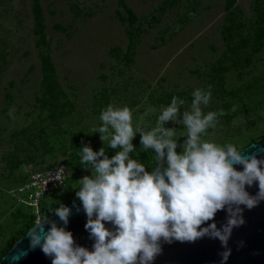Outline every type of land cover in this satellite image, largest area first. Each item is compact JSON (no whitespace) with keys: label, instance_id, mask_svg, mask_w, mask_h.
<instances>
[{"label":"rangeland","instance_id":"374dc122","mask_svg":"<svg viewBox=\"0 0 264 264\" xmlns=\"http://www.w3.org/2000/svg\"><path fill=\"white\" fill-rule=\"evenodd\" d=\"M35 2L44 44L33 32ZM225 3L0 0V254L10 238L23 235L31 212L14 196L27 167L67 163L75 197L78 180L91 175L80 164L79 149L87 144L93 151H116L92 133L108 105L128 106L133 126L140 117L154 124L173 96L185 100L183 113L194 89L211 86L210 103L202 111L224 114L206 139L241 150L264 138V36L255 38L263 0H235L229 11ZM43 55L54 66L52 95L41 85ZM165 127L184 133L182 125ZM132 144L137 150L130 157L145 166L154 163V152L141 151L138 133ZM65 197L42 204L67 205Z\"/></svg>","mask_w":264,"mask_h":264},{"label":"clouds","instance_id":"9594fccd","mask_svg":"<svg viewBox=\"0 0 264 264\" xmlns=\"http://www.w3.org/2000/svg\"><path fill=\"white\" fill-rule=\"evenodd\" d=\"M191 97L189 110L181 113L185 100L173 96L169 105L161 107L154 124L140 117L133 126L126 105L101 110V123L92 133L116 151L109 158L105 147L93 151L83 145L80 164L91 175L79 179L75 191L86 215L84 228L93 241L92 250L77 245L66 230L71 210L63 204L50 205L48 210L64 226L41 216L27 231L29 248L39 247L51 264H152L161 253V241L194 242L208 237L220 241L225 249L221 264H226L227 242L232 229L244 223L243 210L264 200V158L245 156L233 144L220 146L206 139L223 110L202 111L201 106L210 103L211 86L194 89ZM168 122L182 125L183 135H178L176 127H165ZM137 133L141 151L154 152L151 170L130 157L137 150L132 144ZM180 137L184 139L178 144ZM254 182L258 192L252 196L246 185ZM219 210L225 211L226 222L217 228L214 216Z\"/></svg>","mask_w":264,"mask_h":264},{"label":"water","instance_id":"95a60500","mask_svg":"<svg viewBox=\"0 0 264 264\" xmlns=\"http://www.w3.org/2000/svg\"><path fill=\"white\" fill-rule=\"evenodd\" d=\"M241 153L245 156L255 154L258 159L264 158V138L245 146L241 149ZM234 167L237 170H242V166L236 165ZM246 191L255 196L258 192L257 183L254 182L251 187L246 185ZM65 206L71 210L68 223L65 226L66 230L72 233L74 242L77 245L92 250L93 241L84 228L86 215L79 199H75ZM241 208H243V205H241ZM242 215L244 223L232 229L227 242L230 255L226 264H264V200L259 201L251 209H244ZM46 218L49 221H54L58 227L64 226L54 212ZM214 221L217 228L225 223V211H217ZM207 223H211V221ZM105 226L111 228L108 223H105ZM202 226H206V224ZM48 227L49 225L45 223V231L48 230ZM224 250L218 239L208 237L194 242L173 241L169 244L161 241V253L155 257L152 264H221L220 254ZM22 252L26 254L20 255ZM16 256H19V259L14 260L13 257ZM0 264H51V259L46 257L39 247L29 248V237L26 232L16 239L5 254L1 256Z\"/></svg>","mask_w":264,"mask_h":264},{"label":"built area","instance_id":"2783aa9c","mask_svg":"<svg viewBox=\"0 0 264 264\" xmlns=\"http://www.w3.org/2000/svg\"><path fill=\"white\" fill-rule=\"evenodd\" d=\"M55 174L56 181L53 179ZM23 181L17 183L15 200L31 210L35 221L41 218L40 209L52 198H60L69 192V167L66 163L40 168L27 167Z\"/></svg>","mask_w":264,"mask_h":264},{"label":"trees","instance_id":"16d2710c","mask_svg":"<svg viewBox=\"0 0 264 264\" xmlns=\"http://www.w3.org/2000/svg\"><path fill=\"white\" fill-rule=\"evenodd\" d=\"M119 1L121 2V4H123V0H119ZM234 1L235 0H226V3H225V10L226 11H229L231 9V7L234 4ZM262 6L264 7V0H263ZM127 11H128V14L132 18H134V14L129 9H127ZM32 13H33V16H34V28H33V32H34L35 35L38 36L37 41L39 43L44 44L45 43V37H44V32H43L44 24H43V19H42V14H41V8H40V6L38 5L37 2H35L33 4V6H32ZM260 21L259 22L261 24H260V26L256 30V37L255 38L257 40L258 39H261L264 36V11H263V13H262V15L260 17ZM238 43H242V40L241 41H238ZM253 49H254V47H252V50ZM40 62H41V71H42L41 85H42L43 92L46 93V94H48V95H52L53 94V88L57 84V82L55 81L54 66H53L51 60L49 59V57L47 55H43L40 58ZM106 154L109 156V158H111V156L115 154V151H113V150L107 151L106 150ZM153 164L146 166V171L151 170V167L153 166ZM68 167H69V165H68ZM23 179H24L23 175L22 176H19L17 178L16 182L17 183H20L21 181H23ZM74 198L75 197L72 196V192L69 191L66 194V197H65V200H64V204H67V203L71 202ZM47 204L48 203H46L45 205H43L41 207V209H40V213H41V216L42 217H44V216L46 217V216H48L49 214L52 213V211H49L48 210L50 205H51L52 208L57 207V205L55 203H49L48 205ZM16 210L21 211L20 209H18V207H17ZM25 223H26L25 224L26 225V228H25V231H24L23 235L35 223V216L33 214H30L29 213L28 214V219H27V221ZM19 237L20 236L10 238L7 241V250L12 246L13 242L16 239H18ZM5 252L3 254H0V258H1L2 255L5 254Z\"/></svg>","mask_w":264,"mask_h":264}]
</instances>
